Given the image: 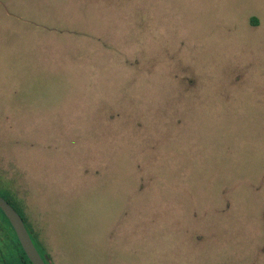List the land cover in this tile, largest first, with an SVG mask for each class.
Returning a JSON list of instances; mask_svg holds the SVG:
<instances>
[{
	"label": "rangeland",
	"instance_id": "rangeland-1",
	"mask_svg": "<svg viewBox=\"0 0 264 264\" xmlns=\"http://www.w3.org/2000/svg\"><path fill=\"white\" fill-rule=\"evenodd\" d=\"M0 194L47 264H264V0H0Z\"/></svg>",
	"mask_w": 264,
	"mask_h": 264
},
{
	"label": "trees",
	"instance_id": "trees-1",
	"mask_svg": "<svg viewBox=\"0 0 264 264\" xmlns=\"http://www.w3.org/2000/svg\"><path fill=\"white\" fill-rule=\"evenodd\" d=\"M254 22H256V20ZM5 198L23 218L19 209L13 205L9 197L6 196ZM29 233L31 235L30 231ZM32 240L37 247L33 237ZM0 264H32L25 254L11 223L2 210H0Z\"/></svg>",
	"mask_w": 264,
	"mask_h": 264
},
{
	"label": "water",
	"instance_id": "water-1",
	"mask_svg": "<svg viewBox=\"0 0 264 264\" xmlns=\"http://www.w3.org/2000/svg\"><path fill=\"white\" fill-rule=\"evenodd\" d=\"M0 209L11 223L17 238L30 262L32 264H47L35 246L22 216L7 200L1 196Z\"/></svg>",
	"mask_w": 264,
	"mask_h": 264
},
{
	"label": "flooded vegetation",
	"instance_id": "flooded-vegetation-1",
	"mask_svg": "<svg viewBox=\"0 0 264 264\" xmlns=\"http://www.w3.org/2000/svg\"><path fill=\"white\" fill-rule=\"evenodd\" d=\"M0 196L6 200V198H5L6 196H5V194H3V196L0 194ZM7 201H8V200H7ZM0 210H1V209H0Z\"/></svg>",
	"mask_w": 264,
	"mask_h": 264
}]
</instances>
